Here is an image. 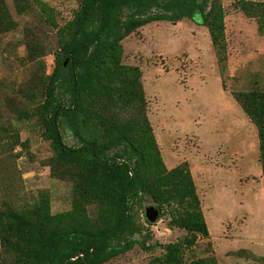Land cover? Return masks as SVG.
Returning a JSON list of instances; mask_svg holds the SVG:
<instances>
[{
    "label": "rangeland",
    "instance_id": "obj_1",
    "mask_svg": "<svg viewBox=\"0 0 264 264\" xmlns=\"http://www.w3.org/2000/svg\"><path fill=\"white\" fill-rule=\"evenodd\" d=\"M42 1L52 9L58 29L73 19L81 2ZM5 2L17 27L0 37V128L4 129L0 131V208L7 215L5 222L25 234L18 211L28 210L37 199L47 196L49 213L64 215L66 223L74 216L77 198L72 184L51 174L48 161L54 154L37 116L17 122L3 104L5 98L15 96L32 71L51 73L56 30L53 33L41 27L32 17L18 16L13 0ZM263 2L220 0L226 45L222 63L207 28L189 19L148 24L120 43L121 64L141 72L145 115L163 165L169 173L187 166L208 229L207 238L198 236L192 250L184 252L186 261L214 256L217 264H264V176L257 129L234 99L236 93L264 89V34L259 33L256 19L242 10V3ZM27 25L38 27L44 47L53 49L37 62L28 61L21 44ZM61 133L66 145L76 146L68 130L61 129ZM15 140L17 145L11 147ZM173 178L162 174L150 187L161 194ZM176 207L180 206L175 202L165 203L161 216L149 223L146 209L159 213L158 203L150 196L132 202L140 233L133 237L135 244L129 251L105 264H151L163 256L186 234L171 226ZM81 209L77 215L96 226L93 223L99 219L100 208ZM1 252L0 243V264H11V252L7 259ZM32 264H39L38 260Z\"/></svg>",
    "mask_w": 264,
    "mask_h": 264
},
{
    "label": "trees",
    "instance_id": "obj_2",
    "mask_svg": "<svg viewBox=\"0 0 264 264\" xmlns=\"http://www.w3.org/2000/svg\"><path fill=\"white\" fill-rule=\"evenodd\" d=\"M13 5L18 16L32 17L41 27L56 30L57 50L51 73L32 71L3 104L17 122L37 116L54 154L48 161L51 174L72 184L77 199L74 216L66 223L64 215L49 213L47 196L18 211L25 234L5 222L7 215L0 208L1 253L7 259L11 252V264H32L34 259L39 264H105L135 244L133 237L140 228L131 203L150 196L158 203L160 216L165 203L179 204L170 222L186 233L151 264H217L214 256L184 259L198 236L208 237V229L187 166L169 173L163 165L145 115L141 72L121 64L120 43L148 24L189 19L207 28L222 63L226 45L220 0H81L73 19L60 29L42 0H13ZM242 10L256 19L259 33L264 34V2L242 3ZM16 27L7 3L0 0V37ZM37 29L25 26L21 40L30 63L53 50L44 47ZM234 99L257 129L264 176V89L236 93ZM61 129L70 132L76 146L64 143ZM162 174L174 178L160 194L150 185L159 182ZM94 205L100 208L96 226L77 215L83 206Z\"/></svg>",
    "mask_w": 264,
    "mask_h": 264
},
{
    "label": "water",
    "instance_id": "obj_3",
    "mask_svg": "<svg viewBox=\"0 0 264 264\" xmlns=\"http://www.w3.org/2000/svg\"><path fill=\"white\" fill-rule=\"evenodd\" d=\"M145 216L149 223H154L157 221L159 213L154 208H147L145 212Z\"/></svg>",
    "mask_w": 264,
    "mask_h": 264
}]
</instances>
